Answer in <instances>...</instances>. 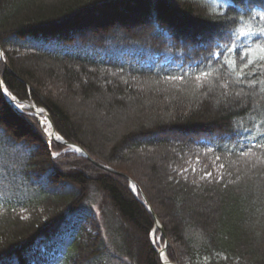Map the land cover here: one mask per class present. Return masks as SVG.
<instances>
[{
    "label": "trees",
    "instance_id": "obj_1",
    "mask_svg": "<svg viewBox=\"0 0 264 264\" xmlns=\"http://www.w3.org/2000/svg\"><path fill=\"white\" fill-rule=\"evenodd\" d=\"M247 4L234 0L224 18L218 0H0L10 94L124 173L49 139L0 84V264H164L143 195L170 260L264 264V149L239 155L264 133V91L221 86L235 77L217 70L236 68L237 50L209 56ZM253 49V60L264 55ZM205 68L212 77L197 81ZM240 127L252 129L248 142ZM186 161L214 178L178 175Z\"/></svg>",
    "mask_w": 264,
    "mask_h": 264
},
{
    "label": "snow or ice",
    "instance_id": "obj_2",
    "mask_svg": "<svg viewBox=\"0 0 264 264\" xmlns=\"http://www.w3.org/2000/svg\"><path fill=\"white\" fill-rule=\"evenodd\" d=\"M220 5L225 9L221 12V17L226 18L227 10L232 9L234 5V0H218ZM237 23L240 25H248L246 28L236 27ZM255 26V31L252 26ZM228 43L218 45L217 48L220 50L209 52V56H215L217 58L216 63H220V58L227 53H231L233 50H237V55L239 58V64L236 68H233L231 72L225 71L220 73L217 70V79L221 76H227L229 78L235 77L234 79L226 80L221 86L225 89L228 88L229 83L237 86H241V91L244 86L248 88H253L256 85H261V90L264 91V55H261L256 60L252 59L253 45L264 52V0H248V4L242 8L238 15L232 19V25L228 28ZM3 53H0L2 56ZM221 68L227 70L229 64L224 61L221 64ZM213 75L211 70L207 68L202 69L199 74L195 77L197 81H201L202 78H211ZM183 79V77H179ZM228 93L225 92V96ZM241 93H235V96H240ZM236 134L239 136L244 134V141L248 142V137L252 136L251 128L240 127L236 130ZM255 140V144L242 143L239 155L242 157H247L254 149H264V133H261L258 137L252 136ZM212 151V149H209ZM220 157L216 156L215 161H219ZM201 160L199 156L195 157V164H200ZM185 167L176 169L177 174L183 176L187 179V173L191 172L193 174L200 173L201 180H211L214 178L213 171H207L208 165H205L204 169H198L193 166L191 161H186ZM225 167L224 164L220 165V169ZM219 180L224 179V174H220L216 177Z\"/></svg>",
    "mask_w": 264,
    "mask_h": 264
},
{
    "label": "water",
    "instance_id": "obj_3",
    "mask_svg": "<svg viewBox=\"0 0 264 264\" xmlns=\"http://www.w3.org/2000/svg\"><path fill=\"white\" fill-rule=\"evenodd\" d=\"M0 53H3V55L0 56V59L4 58V50L1 47V45H0ZM0 84L2 86V89H3L4 93H6V95H7V100L10 103H12L15 106L16 109L19 110V109H22V108L31 107L36 114H39V113L43 114V111H44V115L46 116V118L52 124V133L50 135V138H55L59 142L66 144L67 146L71 147L72 149H74V150L78 151L79 153H81L82 155L86 156L88 159H90L95 164H97V165H99V166H101V167H103L105 169L114 171L116 173L123 174V172L115 170L112 167H110L108 165H105L102 162H100L97 159H95L94 157H92L83 146H81V145H79L77 143L70 142L66 138H64L63 135H61L57 131V129L55 128V126L53 124V121H52V118H51V115L49 114V112L44 107L38 106L34 101H24V103H20L21 101L19 99L15 98L13 96H8V95H10V93H9V90L6 87L1 75H0ZM130 180H131L132 190L134 191L135 195L138 196L137 191L135 190V187H134L135 181L133 179H130ZM142 202L152 212V214H153V216H154V218L156 220L155 227L156 228H160V230L164 233V235L166 237L165 245L161 249H159V252H160V255H161V259H162L163 263L164 264H168V263L178 264V263L170 260L169 257H168L167 249H168L169 239L166 236L165 229H164V227H163V225L161 223V220L159 219L157 213L155 212L154 208L152 207L151 203L148 201V199H147V197L145 195H143Z\"/></svg>",
    "mask_w": 264,
    "mask_h": 264
},
{
    "label": "rangeland",
    "instance_id": "obj_4",
    "mask_svg": "<svg viewBox=\"0 0 264 264\" xmlns=\"http://www.w3.org/2000/svg\"><path fill=\"white\" fill-rule=\"evenodd\" d=\"M84 21H86V20H84ZM24 109H27L29 112H32V114H34V115L38 118L41 127L43 128V130L45 131V133H47V135H48V137H49V139H50V134L47 132L46 127H45V126L43 125V123L40 121L38 115H37L35 112L31 111L30 108H22V110H24ZM44 117H45V116H44ZM118 171H119V170H118ZM120 171H121V170H120ZM123 174H124V173H123ZM130 186H131V184H130ZM135 188H136V187H135ZM157 229H158V228H157ZM157 229L153 230V232H152L150 238H151V242H152V244H153L155 247H157V249H161V247L165 245V242L162 241V240L158 237V235H157V231H156Z\"/></svg>",
    "mask_w": 264,
    "mask_h": 264
},
{
    "label": "bare ground",
    "instance_id": "obj_5",
    "mask_svg": "<svg viewBox=\"0 0 264 264\" xmlns=\"http://www.w3.org/2000/svg\"><path fill=\"white\" fill-rule=\"evenodd\" d=\"M9 90V89H8ZM10 93V92H9ZM6 94V93H5ZM7 96V95H6ZM8 96H13V95H8ZM13 97H15V96H13ZM15 98H17V97H15ZM18 99V98H17ZM25 101H34V100H25ZM35 102V101H34ZM20 103H24V101H22V102H20ZM36 103V102H35ZM12 104V103H11ZM39 106V105H38ZM15 107V106H14ZM41 107H43V106H41ZM26 108H30V110L31 111H33L34 112V110L31 108V107H26ZM19 110H22V109H19ZM30 113H32V112H30ZM50 114V113H49ZM38 115V117H39V119H40V121L43 123V125L46 127V129H47V132L51 135V133H52V124H51V122L46 118V116L44 115V111H43V114H41V113H39V114H37ZM45 116V117H44ZM168 264H172V263H168Z\"/></svg>",
    "mask_w": 264,
    "mask_h": 264
}]
</instances>
